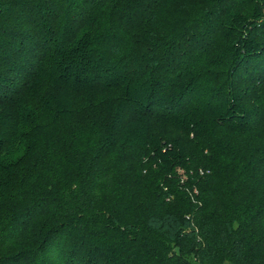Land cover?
I'll return each mask as SVG.
<instances>
[{
    "label": "trees",
    "instance_id": "obj_1",
    "mask_svg": "<svg viewBox=\"0 0 264 264\" xmlns=\"http://www.w3.org/2000/svg\"><path fill=\"white\" fill-rule=\"evenodd\" d=\"M0 264H264V0H0Z\"/></svg>",
    "mask_w": 264,
    "mask_h": 264
}]
</instances>
